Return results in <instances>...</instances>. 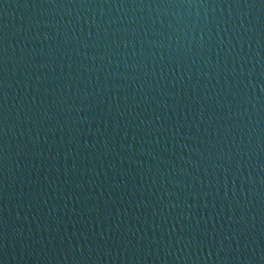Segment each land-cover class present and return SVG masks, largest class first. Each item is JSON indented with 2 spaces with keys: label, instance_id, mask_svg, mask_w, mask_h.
Instances as JSON below:
<instances>
[{
  "label": "water",
  "instance_id": "water-1",
  "mask_svg": "<svg viewBox=\"0 0 264 264\" xmlns=\"http://www.w3.org/2000/svg\"><path fill=\"white\" fill-rule=\"evenodd\" d=\"M0 264H264V0H0Z\"/></svg>",
  "mask_w": 264,
  "mask_h": 264
}]
</instances>
